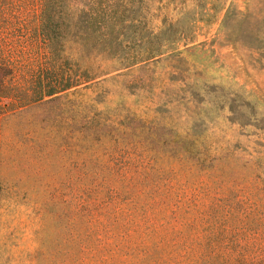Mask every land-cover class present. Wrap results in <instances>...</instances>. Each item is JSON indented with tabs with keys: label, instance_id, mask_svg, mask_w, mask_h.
Listing matches in <instances>:
<instances>
[{
	"label": "rangeland",
	"instance_id": "obj_1",
	"mask_svg": "<svg viewBox=\"0 0 264 264\" xmlns=\"http://www.w3.org/2000/svg\"><path fill=\"white\" fill-rule=\"evenodd\" d=\"M108 1V54L91 29L71 50L106 74L1 123L0 264H165L176 230L264 259V0ZM39 12L13 0L0 36L18 77L46 55ZM85 119L108 126L109 153Z\"/></svg>",
	"mask_w": 264,
	"mask_h": 264
},
{
	"label": "trees",
	"instance_id": "obj_2",
	"mask_svg": "<svg viewBox=\"0 0 264 264\" xmlns=\"http://www.w3.org/2000/svg\"><path fill=\"white\" fill-rule=\"evenodd\" d=\"M12 6L13 0H0V26L2 27L0 36L3 31L6 30L5 35L10 31L11 18H13ZM105 13H109L108 0H40L36 33L45 47L46 55L40 68L34 72L24 71L21 77L17 76L20 66L17 67L14 62L9 61L5 56L6 51L0 47V159L4 144L1 123L8 111L11 114L22 113L25 109L34 108L47 100L66 95L79 86L86 87L106 74V71H99L97 68L89 69L87 66L80 65L81 63L73 60L71 54L73 48L79 52L86 48L90 29L94 35L100 36L97 43L105 48L103 54H108L111 46L104 39L108 36L104 32L107 27L103 20L97 19ZM71 61L75 63L71 65ZM1 99L8 100V103L2 105ZM89 124L91 122L85 119L84 125L87 128L85 138L95 140V146L99 145L106 153H109L107 147L103 146V139L109 137L108 126L103 123H95L93 126ZM113 127L122 132L119 137H122L121 135L128 129L118 124ZM119 137H116L113 144L115 147L113 169L122 181L126 179L123 177L128 170L130 171L131 164L125 159L124 154L127 151L122 147ZM90 156L96 158L95 155L90 154ZM102 167L106 168L105 165ZM182 234L181 230H176L173 232L175 236L171 239L166 238V242L164 236L161 238L166 248L160 249L165 264H185L194 260L198 264H264V259L250 257V251L246 246L236 244L230 245L225 251L193 250L191 243L196 239L192 241L182 239ZM158 243H154L153 246L156 248Z\"/></svg>",
	"mask_w": 264,
	"mask_h": 264
}]
</instances>
